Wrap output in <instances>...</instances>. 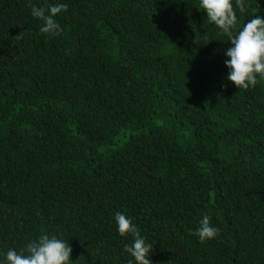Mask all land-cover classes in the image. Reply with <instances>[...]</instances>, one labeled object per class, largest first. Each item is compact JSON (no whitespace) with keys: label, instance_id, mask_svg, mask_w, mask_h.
I'll return each mask as SVG.
<instances>
[{"label":"trees","instance_id":"1","mask_svg":"<svg viewBox=\"0 0 264 264\" xmlns=\"http://www.w3.org/2000/svg\"><path fill=\"white\" fill-rule=\"evenodd\" d=\"M229 46L197 0H0V253L47 234L127 264L120 211L152 264H264V79L228 81Z\"/></svg>","mask_w":264,"mask_h":264},{"label":"clouds","instance_id":"2","mask_svg":"<svg viewBox=\"0 0 264 264\" xmlns=\"http://www.w3.org/2000/svg\"><path fill=\"white\" fill-rule=\"evenodd\" d=\"M235 8L244 12L241 0H197V8L206 13L219 32L227 36L230 46L225 50L227 57L223 63L227 68L226 78L237 88L247 89L255 86L257 78L264 79V18L250 16L243 25L237 24ZM66 8L64 3H55L48 7L47 14L43 7L35 4L30 7V15L41 21L39 32L55 35L59 25L54 16ZM116 231L120 236H130L131 243L124 244V251L131 259L127 264H152L148 258L152 244L147 243L140 234L131 217L123 212L114 213ZM219 229L210 223V217L204 214L198 220L193 234L204 242L218 235ZM72 249L64 239L56 235H39L35 240L26 243L25 247L16 250L9 248L0 253V264H69Z\"/></svg>","mask_w":264,"mask_h":264}]
</instances>
